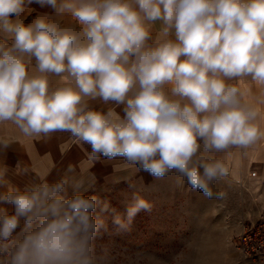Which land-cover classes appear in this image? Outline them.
<instances>
[{
    "label": "clouds",
    "instance_id": "clouds-1",
    "mask_svg": "<svg viewBox=\"0 0 264 264\" xmlns=\"http://www.w3.org/2000/svg\"><path fill=\"white\" fill-rule=\"evenodd\" d=\"M32 4L52 11L25 23ZM262 107L264 0H0V125L91 149L87 172L69 164L23 190L0 167V205L13 206H0V264H107L96 240L115 209L85 195L101 157L223 199L213 186L232 150L264 141ZM151 207L134 193L113 223Z\"/></svg>",
    "mask_w": 264,
    "mask_h": 264
},
{
    "label": "rangeland",
    "instance_id": "rangeland-1",
    "mask_svg": "<svg viewBox=\"0 0 264 264\" xmlns=\"http://www.w3.org/2000/svg\"><path fill=\"white\" fill-rule=\"evenodd\" d=\"M26 15L27 20L33 18L28 11ZM137 192L152 207L139 211L128 229L118 231L113 217L119 214L126 220L127 206ZM87 195H97L115 209L101 214L107 230L101 229L96 240L97 253L107 264H257L258 259L237 251L234 239L244 222L254 220H245L237 231L227 209L198 190L189 191L187 184L176 188L173 178L162 181L148 175Z\"/></svg>",
    "mask_w": 264,
    "mask_h": 264
},
{
    "label": "crops",
    "instance_id": "crops-1",
    "mask_svg": "<svg viewBox=\"0 0 264 264\" xmlns=\"http://www.w3.org/2000/svg\"><path fill=\"white\" fill-rule=\"evenodd\" d=\"M27 10L33 18L38 12H51L50 8H40L38 4H32ZM35 9V11H33ZM31 20L25 21V23ZM63 22L70 23V17H64ZM253 91L257 90L253 88ZM119 111V109H118ZM264 117V107L261 109ZM260 127L264 128V118L260 120ZM0 138L8 139L12 144L3 152H0V167L6 166L9 171V179L12 184L23 190L30 182L38 178H47L49 182L57 180L69 164L79 167L87 172L88 164L86 152L91 151L90 146L71 144L67 133L56 134L49 140H39L24 137L12 125H0ZM230 160L232 175L226 181H219V188L214 191H223L226 195L223 199L214 200L215 206L227 209L229 222L237 227L247 219L255 220L264 215V141L254 147L243 151L233 149ZM223 156V154H217ZM28 169L27 172L15 174L17 164ZM123 163L121 158L106 160L101 157L95 161L90 171L96 177L95 185L85 195L101 189L104 186L124 184L132 180L150 175L146 171L133 172L115 171V165ZM256 171V175L251 173ZM185 184H187L185 182ZM12 213L10 204L0 205ZM264 264V257L256 261Z\"/></svg>",
    "mask_w": 264,
    "mask_h": 264
},
{
    "label": "built area",
    "instance_id": "built-area-1",
    "mask_svg": "<svg viewBox=\"0 0 264 264\" xmlns=\"http://www.w3.org/2000/svg\"><path fill=\"white\" fill-rule=\"evenodd\" d=\"M251 175L255 176L256 171ZM237 251L251 259L264 257V215L254 221L244 222L234 236Z\"/></svg>",
    "mask_w": 264,
    "mask_h": 264
}]
</instances>
